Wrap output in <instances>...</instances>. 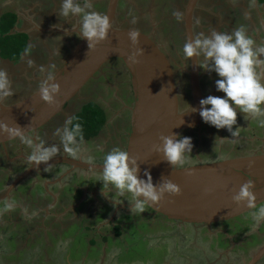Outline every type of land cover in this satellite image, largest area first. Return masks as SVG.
I'll return each instance as SVG.
<instances>
[{
  "label": "rangeland",
  "instance_id": "1",
  "mask_svg": "<svg viewBox=\"0 0 264 264\" xmlns=\"http://www.w3.org/2000/svg\"><path fill=\"white\" fill-rule=\"evenodd\" d=\"M25 1L29 7L33 6V10L29 12L31 22L43 23L42 26H37L40 29L51 27V22L58 23L64 19L58 15L60 0ZM103 1L104 0H102V2ZM157 1L162 3V5L159 7L156 6V4H154L156 1L153 0H124L129 6L123 7L121 4V6L116 8L114 24L117 26H138L145 31L152 32L161 41L164 47L163 49L169 54L172 61L177 64L175 71L180 85L181 108L182 110H186L188 109L186 104H190L189 98L185 93L187 92L184 85L185 75L180 73L182 66L179 62V57H183L181 50L184 40L181 32V22H177L172 15L173 11L176 10L178 4H176V2L178 1ZM165 1H168V3ZM163 3H165V5H163ZM103 5L104 3H100L99 0H92L91 10L103 14L105 8ZM133 17L136 19L135 24L131 22ZM149 20L151 22V28L150 25H148ZM197 20V12L195 11L193 14V23L195 26L194 31ZM57 23H55L53 27L60 29L61 31L64 29H71L63 31L66 34L51 32L52 34H49L50 37L45 38V42L36 40L37 43L31 45L32 49L29 51L28 57H26V59L31 58L34 61L33 65L29 67L28 64L24 62L22 67H24L25 63L27 64L26 72H24V68H22V71L17 69V77L20 76L21 82L22 80L25 82L27 76V89H29L26 93H29L31 90L38 87L40 80L43 79L42 76L46 74H42L39 71L40 67L42 66L47 70L52 66L51 69H53V67L61 62L70 47H72L78 40L76 33L73 32L74 27L78 30V20L76 18H71V22L68 23L69 25L64 28ZM37 27L34 31L40 32ZM67 33L70 34L71 37V44L68 45L65 43L68 37H65ZM119 64L120 67L124 66L121 62H119ZM106 68H116L115 62L114 64L111 63ZM4 70L8 73L9 67H6ZM104 73L105 71L103 74ZM113 76L114 74H110V76L106 74L104 77L97 76L96 79H93L83 90V93L81 92L82 94L80 93L73 101H71V113L77 110V107H79L81 102H89L91 100L100 104L104 109L106 118L109 120H115V113L117 110H120L122 105L119 100L126 103V101H130L131 94L129 93L126 79L119 78L116 81H111L110 79ZM107 81H110L107 86L102 85V83H106ZM123 86L126 90H123ZM21 87L23 88V84H21ZM125 105L128 106L129 103H126ZM238 114L240 115L241 113L238 112ZM66 116H68V113ZM240 116H242V118L237 121L236 125L240 127V133L237 137H234L236 138L235 141H243L241 147H243L242 150L244 152H255V150L258 149V144L260 145L262 140H264V135L261 136L264 134V127L255 124L256 120L244 119L243 114ZM123 120V125L120 128L121 141L124 139L126 130L127 113L125 112ZM211 128L213 129L211 130ZM257 131L261 133L259 134L260 137L249 140L252 138V134H257ZM225 132L227 131L224 129L217 130L212 126L205 124L204 130L201 131V147L195 148V140L192 141V152L197 151L198 157L191 155L190 163L186 164L184 167L218 162L231 157L229 152H232V150L230 147H227L225 150L223 149V155H215L218 154L220 149H211L207 142L208 137H211V139H213V142L211 143H214L215 138L219 137L220 134L225 137L227 136L226 138L230 139V133L225 135ZM207 133H210V135ZM258 138L260 140H258ZM108 141L109 138L105 139L103 142L105 144ZM218 141L219 140L217 139L216 144L220 145V142ZM83 142L84 141H82V143ZM224 145L223 142L221 144L222 148H224ZM89 146H92V144ZM262 146L264 150V145L262 144ZM102 160L103 157L101 159L97 157L93 158L94 162L101 163L98 165H102ZM98 176L100 175L92 173L90 175V181L92 182L98 179ZM73 179L77 180V182H83L82 177L80 179L79 177L74 176ZM86 187L88 188L87 196L83 198H79L80 196L76 193L72 199L70 196V200L65 201V199L62 198L63 194H61V197L58 199L59 201L54 199L55 201L53 204L50 203V199L46 198L48 201L44 203L46 213L48 214L50 211L53 214L58 215V217L45 220V224L48 225L44 224V227L48 229V233L45 235L39 236L38 234L40 233H38V236H23L19 239V243H17L16 247H14L15 240L7 238V235H4L6 239L3 240V231H0V241L3 240V245L6 246L5 248L7 249L9 247L12 251L5 255V260L3 258V261L2 259H0V261H2L3 264H111L113 260H115L114 262L117 261V264H163V261L165 264H179L178 258L180 255H183V257H190L191 254H195V251L193 253L188 252L186 248V246H188L187 244L193 245L196 243L199 245L208 243L213 244L215 247H218L219 245V247L223 248H221V253L218 255L219 258L213 260H210L211 257L208 255L205 258H200V253H198L196 258L201 264H239L242 260H247L246 258H249L248 256L250 253H245L243 248H251V246L254 245L252 247L254 250L258 245H264V223L253 230L251 227L252 222L245 225V223H237L233 221L229 224L221 225L216 230H209V234L207 233L208 231L205 232V230L197 228L196 230H198V232L196 234L192 228L186 232L183 226L177 227L173 223L166 224V226L157 225L156 228L150 227L147 229V224L151 225L152 221L156 222L153 216L148 214L149 211L147 209L139 214L133 212L131 215L132 218L130 219L120 220L119 218H116L115 220H108V218L103 219L102 217L100 220H93L97 211L102 212L103 208L106 210L110 209V203L106 204L105 200L118 202L119 204L121 203L119 199L120 196L115 195L114 191L111 189L106 191V193L102 192L105 194L102 196L98 193L95 194L94 192H99L96 183H88ZM39 191H44V188ZM125 197H127V195ZM20 200L21 202H19V206L25 208V198H20ZM79 206L80 209L76 210ZM120 213L123 214L124 212ZM86 214H91L92 218H88ZM13 215L23 216L20 210H16ZM16 222L20 223L19 220ZM23 223L24 222H22V224ZM117 223L119 226L122 225V230H120L119 227H116ZM27 224L28 226L26 228L33 229L31 221ZM237 224H241L242 230L238 228ZM79 225L81 228L78 230ZM23 228L25 229V227ZM130 228L133 231L130 230ZM135 229L140 232L139 237L135 234ZM251 235H253L252 239L249 238ZM256 235L259 238L262 237L260 242L255 239ZM193 238L195 239L194 241ZM16 241L18 242V238ZM104 246L107 249V258L102 256L103 252L97 253L95 250H90L96 247L101 250ZM86 248H88V252H84ZM110 250H113L114 253L116 252L115 255L110 253ZM3 255L4 254L0 248V256L3 257ZM259 264H264V256Z\"/></svg>",
  "mask_w": 264,
  "mask_h": 264
},
{
  "label": "water",
  "instance_id": "2",
  "mask_svg": "<svg viewBox=\"0 0 264 264\" xmlns=\"http://www.w3.org/2000/svg\"><path fill=\"white\" fill-rule=\"evenodd\" d=\"M118 0H107L103 14L107 15L113 27L107 38L90 50L87 42L79 37L60 64L54 69L59 94L55 103H44L37 89L10 105L0 103V123L10 127L16 125L30 135L62 114L90 81L101 72L111 60H119L127 69L130 78L132 105L125 136V148L129 156L137 159L140 178L148 171L156 185L162 179L171 180L180 187L179 196L165 197L157 204L146 207L154 215L167 221L192 228H209L231 223L255 211L232 201L240 186L247 180L254 185L256 205L264 206V152L244 157L226 158L212 163L178 168L163 160L156 148L161 145V136L171 134L182 136L202 122L199 116V101L205 96L199 84V71L195 58L188 62L185 70L188 82L190 106L197 112H186L181 108V96L177 86L176 71L169 54L148 34L139 30L138 44L133 46L128 32L136 29L130 26L114 25ZM198 0H187L183 10V40L194 36L192 17ZM78 36V30L73 29ZM143 49L137 63L128 61L129 55ZM182 72V69L181 71ZM186 112V113H184ZM183 121V123H182ZM18 139L0 135V147L4 154L6 144ZM26 160V157L22 156ZM16 159V158H15ZM27 161V160H26ZM29 168L19 174L8 186V190L22 180L30 170L37 169L29 162ZM67 165L71 170L100 174L102 165L90 164L65 156L53 157L47 165ZM61 176L58 180L62 179ZM264 256L261 246L244 264H257Z\"/></svg>",
  "mask_w": 264,
  "mask_h": 264
},
{
  "label": "clouds",
  "instance_id": "3",
  "mask_svg": "<svg viewBox=\"0 0 264 264\" xmlns=\"http://www.w3.org/2000/svg\"><path fill=\"white\" fill-rule=\"evenodd\" d=\"M91 9L92 0H60L58 11L59 17L78 20L79 37L86 40L89 50L104 41L113 27L107 15ZM172 15L177 22L183 20V13L180 11L174 10ZM131 22L136 23L135 17ZM139 37L138 29L128 32V39L133 46L138 44ZM181 51L185 60L195 58L196 65L201 70L215 73L218 77L215 80V90L223 93V96L208 95L199 101V116L202 122L217 130H226L231 138L240 133V127L236 126L238 112L243 114L244 119L256 120L258 125L264 126V42H256L244 26L236 27L231 32L212 29L207 34L200 32L186 39ZM28 55L29 48H26L24 56ZM142 55L143 49L136 48V51L129 55L128 61L136 64L137 57ZM26 62L29 67L34 63L31 58ZM51 67L46 70L41 66L39 69L42 74H46L39 82L37 92L40 99L47 104L55 103V97L60 91ZM13 95L9 74L0 69V103ZM186 105V112H197L196 108ZM0 135H6L10 140L18 139L20 143L27 145L30 151L26 160L37 168L47 165L58 152L55 144L46 145L43 140L34 142L31 136L17 125L10 127L0 123ZM53 135L59 138L64 152L74 158H84L80 148L83 141L82 128L74 117L67 118L61 127L55 129ZM217 139L221 143L229 140L216 137L214 145ZM160 141L161 145L156 151L162 154L163 160L171 167L182 168L190 163L192 143L189 137L171 134L161 136ZM87 160L91 164L93 157L88 156ZM143 176L145 178L139 176L137 159L130 157L127 151L117 147L104 153L98 179L103 188L111 189L115 195L129 196L130 211L143 213L146 207L157 205L165 195H180V187L171 180L161 178V181L154 185L148 171H145ZM253 189V182L247 180L232 196V201L238 206L255 209L251 213V227L254 230L264 223V206L257 207ZM5 207L11 208L14 205L9 203ZM24 212L27 214V209ZM35 214L31 213L28 218Z\"/></svg>",
  "mask_w": 264,
  "mask_h": 264
},
{
  "label": "crops",
  "instance_id": "4",
  "mask_svg": "<svg viewBox=\"0 0 264 264\" xmlns=\"http://www.w3.org/2000/svg\"><path fill=\"white\" fill-rule=\"evenodd\" d=\"M25 2H26L25 0H0V17L5 15V14H13L15 16V20H14L12 29H11V31L8 32V34H16V35L20 34L21 36L25 35L27 37L25 49L29 48V51H31V49H32L31 45L37 43L36 40H39L37 38L41 37L40 34L43 35L45 32H49V31L66 34L63 31H67V30L71 29V28L70 29H64L61 31L60 29L53 27V25L57 22H51V24H50L51 27H46V28H41V29L38 28L37 26H42L43 23L42 22H40V23L31 22V19L29 17V12L33 10V7H29V5L26 4ZM185 2H186V0H183L180 4L181 6H177V7H184ZM196 6H195V8L197 9L196 10L197 19H198L199 23H196L195 34L200 33V32L207 34L212 29H215L217 31L231 32L236 27L244 26L247 30V33L256 42H258V43L264 42V2H258L257 0H214V1H211V3H210V1L201 0L200 2L196 3ZM215 7L216 8L218 7L219 9H217V11H215ZM70 22H71V18H68V19L64 18L61 20V22H58L57 24H59V26H62L64 28L65 26H68L69 25L68 23H70ZM36 27L40 32L34 31V29ZM68 33H71V32H68ZM68 33H67V35H70ZM182 35H183V32H182ZM70 50H71V47H70L69 51ZM68 52H67V54H68ZM63 59H64V57H63ZM115 60H117V59H115ZM26 61H27V59L24 56V51L20 55V58L17 62H11L7 59L0 58V69L4 70V69H6V67H9L8 74H9V78L12 80V88H13V92H14L13 96L5 99L2 102L3 104L10 105L12 103H15L18 100L22 99L23 97L27 96L29 93H31L32 91H34L38 88V87H36L35 89L31 90V92L26 93V91H28V89H29V88L27 89V86H28L27 76H26L25 82L23 80H22V82L20 81L21 80L20 76L17 77V69L19 71H22V68H24V72H26V67H27ZM186 61L187 60L184 61L185 65H186ZM24 62H26V63L24 65V67H22V64ZM180 64L182 66V62ZM57 66L53 67V69H51V71L53 72ZM186 67H187V65H186ZM182 70L183 71L181 73H184L186 75V73L184 72L186 69L184 68ZM126 71H127V69H126ZM198 71H199L198 72L199 73V84H200L201 91L206 90V92L209 93V95L223 96V93H219L215 90V80L218 78L215 75V73L205 72V71L201 70L199 67H198ZM42 78H44V76H42ZM16 81H20V82H16ZM21 84H23V88L21 87ZM205 84H206V86H205ZM61 155H62V153H57L54 157H58ZM68 157L71 158V155H68ZM72 158H74V157H72ZM76 158H79V157H76ZM76 158H74V159H76ZM5 160L7 161V159H5ZM83 161H85L86 163H89L86 160H83ZM92 164H101V163H93L92 162ZM59 168H61L63 171L67 170V167H65V166H59ZM49 171H51V169ZM57 171H58V167H54L51 172H47V174H51V176L49 175V177L53 178V180L50 182H46V181H48V179H45V178H49V177H47L45 174L43 175V177H39L36 173V176H38L39 179L42 180V184L43 185L45 184L44 186H47L46 187V190H47L46 193L48 195H50V197L52 198V200L50 199V203L53 204L55 200L59 201L58 199H59V197H61L60 196L61 194H63L62 198L65 199V201H69L70 196H71V192H70L71 186H73L76 191L79 190L81 192V194L79 195V191H77L78 196H80L79 198H83V197L87 196L88 188L86 186L88 185V182L78 183L76 181V182H74V184H73V182L71 184V171L66 176L67 182L66 181L62 182L64 185H68V188H66L65 186H62L61 184L53 186L54 185L53 181H54L55 176L59 175L57 173ZM0 172H1L0 173V231H3L2 239L5 240L6 237H4V235H7V238H9L11 240L12 239L15 240L14 241V247H16L17 243H19V239H21L23 236H26V235H35L36 236L38 233H40L38 235L41 236V235H45L46 233H48V231H47L48 229L43 227V222L45 220H48V218H46L43 215H40V214L45 212L44 203H43L44 200L39 199L40 194L44 193V191H42V192L39 191L41 189V187H40L41 184L37 185V183H35L34 180H32V179L26 180L27 176H25L14 187H12L11 189L8 190V186L10 185V183L20 173V169H18V170L13 169V168H10L9 166H7V164L0 163ZM1 174H3V175H1ZM76 174H77V176H80V177L83 175L84 176L86 175V173H82L80 171H78V173H76ZM93 183H95V182H93ZM48 184L51 187H48ZM96 184H97V189L99 190V192H94L95 194L98 193V194H100V196H102L103 195L102 192L106 193V191L110 190V189L103 188L99 179H96ZM18 195H20L19 198H25V204L28 203L25 208H20V211H22L23 209H27V211H34L36 213L35 216H32L31 218H28L29 217L28 215L14 216L13 213L17 210V209H15V206H14V208L13 207H11V208L5 207V205H7L9 203L17 204L15 202L16 201L15 199L18 198L17 197ZM119 199L121 202L119 204H118V202L105 200L106 204L110 203L109 204L110 209L106 210L105 208H103L102 212L97 211L93 220H96V219L100 220V218H102V217H103V219L108 218V220H109V218L111 219L112 216H110V215H112V214L115 215L116 218H119V219L121 218L120 220L132 218L131 215L133 212L130 211V204H129L130 203V197L129 196L124 197V198L119 197ZM39 205H41V206L37 209V207ZM79 209H80V206L76 210H79ZM145 209H147V208H145ZM147 210L149 211L148 214H150V216H155L153 213L150 212L149 209H147ZM37 212L39 214H37ZM67 212H68V208H67ZM120 212H124V213L121 214ZM49 213L53 214L50 211H49ZM137 214H139V213H137ZM45 215H47V213H45ZM54 215H55V217H58V215H56V214H54ZM86 216L88 218H90V217L92 218L91 214H86ZM146 217H147V215H146ZM112 219H114V218H112ZM17 220L20 221L21 225L17 224V222H16ZM29 221H31L34 229L26 228L28 226L27 223ZM33 221H35V222H33ZM22 222H24V223L22 224ZM160 222H162V223H159V225L165 226L164 221H160ZM154 224L155 223H153V221H152L151 225L147 224V229H149L150 227L156 228L157 225L154 226ZM116 225H117L116 227H119L120 230H122V225L119 226L118 223ZM23 227H25V229ZM79 228H81L80 225L78 226V230H79ZM184 228H185V231L188 232V230H190L192 227L186 226ZM196 229L197 228H192L194 233L197 234L198 230H196ZM4 230H5V232H4ZM130 230H132V229L130 228ZM134 232L138 237L140 236L139 235L140 232L137 229H135ZM205 232H207V231H205ZM207 233L209 234V232H207ZM17 238H18V242L16 241ZM194 240L195 239L193 238V241ZM2 241H0V248H1V251L3 252L4 255H3V257L0 256V259H2V261H3V258L5 260V255L7 253H9L11 250L9 247L6 249L5 248L6 246L3 245ZM187 245L188 246H186V248H187L188 252L193 253L195 251L194 252L195 254H191L190 257H188V256L183 257V255H180L178 258L179 264H201L198 261V259L196 258L198 256V253H200V258H202V257L205 258L207 255L211 257L210 260H213L215 258H219L218 255H220L221 248H223V247H219V245H218V247H215L213 244H211L209 246H206V244H199L198 245L196 243H194L193 245L192 244H187ZM112 249H114V248H112ZM90 250H95L97 253L103 252L102 256L107 258V252H106L107 249L105 246L102 247L101 250L98 249L97 247L92 248ZM88 251H89L88 248H86L84 250V252H88ZM249 251L250 250H248L247 253H250V255L253 256L255 251H252V252H249ZM109 252L114 254V255L116 253V252L114 253L113 250H110ZM2 261H0V264H3ZM114 261L115 260H113V262ZM245 261L246 260H242V262L239 264H244ZM109 262H111V261H109ZM113 262H111V264H117V261L114 263ZM10 264H16V263H10ZM121 264H124V263H121ZM163 264H165L164 261H163ZM204 264H212V263H204Z\"/></svg>",
  "mask_w": 264,
  "mask_h": 264
},
{
  "label": "flooded vegetation",
  "instance_id": "5",
  "mask_svg": "<svg viewBox=\"0 0 264 264\" xmlns=\"http://www.w3.org/2000/svg\"><path fill=\"white\" fill-rule=\"evenodd\" d=\"M100 1V3H104V5L103 6H105V8H106V4H107V0H104L103 2H102V0H99ZM152 1V0H151ZM153 1H156V3H154V4H156V6H161L162 5V3H160V2H158L157 0H153ZM176 1H178V2H176V4H177V6H181L180 4H181V2L183 1V0H176ZM187 1V0H186ZM201 0H198L197 2H200ZM206 1H210V3H211V1H214V0H206ZM166 3H168V1H165ZM121 4L123 5V7L125 6V7H128L129 5L127 4V3H125L124 2V0H118L117 1V7H119V6H121ZM152 4H153V2H152ZM185 4H186V2H185ZM163 5H165V3H163ZM196 6V5H195ZM33 7V6H32ZM184 7H185V5H184ZM184 7H176V10L177 11H179L180 10V12H181V10H182V12H183V10H184ZM197 7V6H196ZM105 8H104V11H105ZM217 9H219L218 7L216 8L215 7V11H217ZM197 9L196 8H194V11H193V14H194V12L196 11ZM104 13V12H103ZM151 24V22H150V20H149V24L148 25H150ZM115 25V24H114ZM117 26V25H116ZM130 27H133V28H136V29H139V30H141V31H143V32H145L146 34H148V35H150L162 48H164L163 47V45H162V43H161V41L152 33V32H148V31H145L144 29H142V28H140V27H138V26H132V25H129ZM194 23H193V17H192V30H193V33L195 34V32H196V30L194 31ZM76 27H74L73 29H75ZM150 28H151V25H150ZM77 29V28H76ZM196 29V28H195ZM52 31H49V32H45L43 35H41L40 34V36L41 37H39L38 39L41 41V42H45V38H47V37H50L49 36V34L51 33ZM181 32H183V29H182V21H181ZM52 34V33H51ZM73 35V34H72ZM68 36V37H67ZM76 36L78 37V40H79V36L76 34ZM65 37H67V41H65V43H66V45H68V44H71V37H70V35H65ZM70 37V38H69ZM78 40L73 44V46L78 42ZM34 45V44H33ZM72 46V47H73ZM72 47H71V49H72ZM179 51V50H178ZM181 53H182V51H181ZM183 56V55H182ZM65 57V56H64ZM179 62L181 63L182 62V69H188V62L186 61V65H187V67H186V65H185V63H184V61H185V59L183 58V57H179ZM171 61H172V59H171ZM114 62H115V65H116V68H106L107 66H109L111 63H113L114 64ZM172 63H173V66H174V68L176 67V65L177 64H175L174 63V61H172ZM181 65V64H180ZM119 70V71H118ZM105 71V73L103 74V72ZM183 71V70H182ZM185 72V71H184ZM181 73V72H180ZM106 74H108L109 76H110V74H114V76L110 79L111 81H116L117 79H119V78H125L126 79V83H127V86H128V88H129V93L131 94V99H130V101H126V103H129V105L127 106V105H125L126 103H124L122 100H119V101H121L120 103L122 104L121 105V107H120V110H117L116 111V119L115 120H109L108 118H106V120H105V124L103 125V127L101 128V130L98 132V134L95 136V137H93V138H91V139H89V140H87V141H84L83 143L81 142L80 143V148L82 149V152H81V155L84 157V158H76L77 160H80V161H83V160H85V159H87V157L88 156H91V157H97V158H99V159H101L102 157H103V155H104V153H106V152H108V151H110L111 149H113V148H120V149H122V150H124V148H125V136H126V130H125V136H124V139H123V141H121L120 140V128L122 127V125H123V122H124V112L125 113H127V120H126V128L125 129H127V124H128V119H129V107L132 105V92H131V85H130V78H129V73H128V71H126L125 70V68H124V66L123 67H120V64H119V61L118 60H111V61H109L105 66H104V68L101 70V72L100 73H98L93 79H96V77L97 76H101V77H104ZM182 74H184V73H182ZM185 75V74H184ZM186 76V75H185ZM92 79V80H93ZM176 79H177V77H176ZM91 80V81H92ZM90 81V82H91ZM125 82V81H124ZM108 83H110V81H107L106 83H102V85H104V86H107L108 85ZM90 84V83H89ZM184 85H185V87H186V91L187 92H185L186 93V95L188 96V98H189V95H188V82H187V76L185 77V80H184ZM87 86V85H86ZM86 86L84 87V89L86 88ZM177 86H178V88H179V92H180V85H179V83H178V80H177ZM205 86H206V84H205ZM204 86V87H205ZM83 89V90H84ZM126 90V88L123 86V90ZM83 90L81 91L82 93H83ZM80 92V93H81ZM81 93V94H82ZM128 93V92H127ZM202 94L206 97V96H208L209 95V93H207L206 92V90H204V91H202ZM181 96V95H180ZM89 101V100H88ZM89 102H94V103H96L103 111H104V109L100 106V104L99 103H97V102H95V101H89ZM89 102H81V104L79 105V107H77V110L75 111V112H73V113H71V102L66 106V108H65V110L63 111V113L62 114H60V115H58L57 117H55L52 121H50L47 125H45V126H43L42 128H40L39 130H37L33 135L32 134H30L29 136H31V138L33 139V141L34 142H38V140H43L44 142H45V144L46 145H53V144H55L57 147H58V152L57 153H62V155L61 156H65V157H67V158H70V157H68V155H70V154H68V153H66V152H64L63 151V148L60 146V141H59V138L57 137V136H54L53 135V133H54V131H55V129L57 128V127H61L63 124H64V122H65V120L67 119V118H69V117H72L74 114H76V113H78L79 111H80V109H81V107L83 106V105H85V104H87V103H89ZM3 104V103H2ZM69 110V111H68ZM68 113V116H66V114ZM105 114V113H104ZM241 115V114H240ZM238 113H237V121L238 120H240L241 118H242V116H240ZM123 118V119H122ZM111 122V123H110ZM255 124H258L257 123V121H256V123ZM204 125H205V123L204 122H201L200 123V125L198 126V127H196V128H193L192 130H188V131H185L183 134H182V136L183 137H189L190 139H191V143H192V141L193 140H195V148H200L201 147V139H202V133H201V131L202 130H204ZM115 127V128H114ZM262 127H264V126H262ZM213 128H211V130H212ZM228 132H225V135H228L227 134ZM207 134H209L210 135V133H207ZM259 134H261L260 132H258L257 131V134H255V135H253L252 134V138H250L249 140H252V139H256L257 137H260L259 136ZM242 135V134H241ZM264 134H262L261 136H263ZM220 138H226L225 136H222V134H220V136H219ZM107 138H109V141L108 142H106L105 144H104V142L103 141H105V139H107ZM211 140V141H210ZM219 140V139H218ZM236 140V138H230L229 140H226L225 142H224V148H222V146H221V142L220 141H218V142H220V145L219 144H215L214 145V143H211V142H213V139H211V137H208V139H207V142H208V145L211 147V149L212 148H216V149H220L219 151H218V154H215V155H220V154H222L223 155V151L227 148V147H230V149L232 150V152H229L230 153V156L231 157H228V158H234V157H244V156H249V155H253V154H259V153H261V152H264V150H263V146H262V144L264 145V140H262V142L260 143V145L258 144V149L257 150H255V152H250V151H248V152H244L243 150H242V148L243 147H241V144L243 143V141H235ZM239 140H245V139H239ZM258 140H260L259 138H258ZM90 144H92V146H89ZM227 144H229V145H227ZM86 146H88V147H86ZM213 146V147H212ZM224 149V150H223ZM5 151H6V153H7V156L4 154V151H3V149L0 147V163H3V164H7V166H9L10 168H13V169H20V173L19 174H22L23 172H25L28 168H29V164L27 163V161L25 160V159H23L22 158V156H24V157H26L27 156V154L29 153V151H30V149H29V147L27 146V145H24V144H22V143H20V141H14V142H10V143H8V144H6V146H5ZM65 154V155H64ZM93 154H95V155H93ZM191 155L192 156H195V157H198V153H197V151H194V152H192L191 151ZM61 156H58V157H61ZM73 156H71V159H74V158H72ZM16 158V159H15ZM227 158V159H228ZM5 159H7V161L5 160ZM86 161H88V160H86ZM83 162H85V161H83ZM93 163H97V162H94V161H92ZM59 166H65V167H67V170H65V171H63L61 168H59ZM54 167H58V171H57V173L59 174V175H57V176H55V178H54V181H53V186H56V185H59V184H61L62 186H65L66 188H68V185H64L62 182L63 181H66V176L68 175V173L70 172V169H69V167L67 166V165H62V164H59V165H52V166H48V167H43V168H37V169H32V170H30L29 172H28V174L26 175L27 177V179L26 180H28V179H32V180H34V182L35 183H37V185H40V187H41V189L42 188H44V193H42V194H40V196H39V199H41V200H44V202L43 203H45V202H48L47 201V199L46 198H48V199H51L52 200V198L50 197V195H48L46 192H47V190H46V187L47 186H44L43 184H42V180H40L39 179V177H43V175L45 174L47 177H49V175L51 176V174H47V172H51L52 170H53V168ZM51 169V171H49ZM69 170V171H68ZM78 171H80V172H83V173H86V175L85 176H81L82 177V180H83V182H88L89 184H93V182H95L96 183V180H94V181H90V175L92 174V173H89V172H85V171H83V170H80V169H73V170H71V184H72V182H73V184H74V182H76L77 180H74L73 179V177L75 176V177H79L80 179H81V177L80 176H77V174L76 173H78ZM1 173V172H0ZM36 173H37V175L39 176H36ZM18 174V175H19ZM1 175H3V174H1ZM61 176H63V180L62 179H60V181L58 180ZM30 177V178H29ZM65 178V179H64ZM45 179H48V181H46V182H50V181H52L53 180V178H45ZM69 179V178H68ZM79 180V179H78ZM67 182V181H66ZM83 182H78V183H83ZM76 185V184H75ZM39 187V188H40ZM48 187H51L49 184H48ZM77 191H79V190H77ZM75 189H74V187L73 186H71V199H72V197H74L75 196V194L76 193H78ZM81 194V192L79 191V195ZM19 196L20 195H18L17 197V199H15L16 201V203L17 204H13L14 206H15V209H17V210H20V208H24L23 206L22 207H20L19 206V202H21V200H20V198H19ZM28 204V203H27ZM27 204H26V206H27ZM41 205H39L38 207H37V209L40 207ZM14 208V207H13ZM24 210L25 209H23L22 211H21V214H23V215H30L31 213H33L34 211H27V214H25V212H24ZM42 213V212H41ZM45 213H46V211L44 212V213H42V214H40V215H43V216H45L46 218H48V219H55L56 217H55V215L54 214H51V213H49V214H47V215H45ZM37 214H39L38 212H37ZM49 215V216H48ZM110 216H112L111 217V219L109 218V220H115L116 219V217H115V215H110ZM112 218H114V219H112ZM153 218L156 220V222L155 221H153V223H155L154 224V226H156V225H159V223H162V222H160V221H164L165 222V226H166V224H169V223H173L174 225H176L177 227H181V226H183V228L184 227H186L185 225H181V224H177V223H175V222H172V221H167V220H165L164 218H162V217H160V216H157V215H155V216H153ZM121 219V218H120ZM235 222H237V223H245V225H247V224H249L250 222H252L251 221V213L250 214H248V215H245V216H243L242 218H239V219H237ZM17 224H20L21 225V223H17ZM44 224H45V221L43 222V227H44ZM229 224V223H228ZM45 225H47V224H45ZM224 224H222V226H223ZM48 226V225H47ZM221 225H218V226H212V227H209V228H202L203 230H205V231H208L209 232V230H211V229H218V227H220ZM237 226H238V228H240L241 230H242V226H241V224H237ZM19 228V227H18ZM45 228V227H44ZM33 229H34V227H33ZM23 230V229H22ZM41 231V230H40ZM48 231V230H47ZM253 235H255V234H253ZM253 235H251V236H249V238H251L252 239V236ZM262 237H258L257 235H256V237H255V239L258 241V242H260ZM263 238H264V236H263ZM206 244V243H205ZM209 245H211V244H206V246H209ZM263 245V244H262ZM262 245H258L254 250L252 249V247L254 246V245H252L251 246V248H243L244 249V252L245 253H247L248 252V250H250L249 252H252V251H257ZM229 255V254H228ZM254 255V254H253ZM249 258H246L247 260L245 261V263L246 262H248L250 259H251V255L249 254V256H248ZM227 258V257H226ZM263 258V257H262ZM261 258V259H262ZM260 259V260H261ZM260 260L258 261V263L257 264H259L260 263ZM21 264V263H20Z\"/></svg>",
  "mask_w": 264,
  "mask_h": 264
},
{
  "label": "trees",
  "instance_id": "6",
  "mask_svg": "<svg viewBox=\"0 0 264 264\" xmlns=\"http://www.w3.org/2000/svg\"><path fill=\"white\" fill-rule=\"evenodd\" d=\"M264 2V0H257ZM15 16L5 14L0 17V58L17 62L25 49L27 37L25 35L8 34L11 31ZM72 117L81 125L83 141L95 137L105 124V114L100 107L90 102L83 105L80 111Z\"/></svg>",
  "mask_w": 264,
  "mask_h": 264
}]
</instances>
